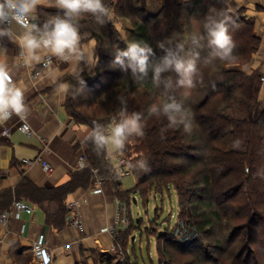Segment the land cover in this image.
<instances>
[{
  "label": "trees",
  "instance_id": "1",
  "mask_svg": "<svg viewBox=\"0 0 264 264\" xmlns=\"http://www.w3.org/2000/svg\"><path fill=\"white\" fill-rule=\"evenodd\" d=\"M103 2L109 10V16L100 18L103 23L92 15L74 22L84 42H96L94 72L99 75L105 61L126 51L128 43L135 40L146 42L153 50L147 74L137 72L134 75L131 68L122 69L118 65L114 74L108 73L111 81L101 90L93 86L98 83L96 78H83L84 74L70 77L64 106L76 124L87 126L90 132L99 125L105 134L119 121L121 111L141 113L143 135L129 137L124 149L129 166H133L136 186L130 192L119 190L121 183L113 172L108 151L97 149L89 141L84 151L88 167L72 173L68 182L40 189L23 180L15 191L0 193V206L7 208L14 199L30 200L41 206L46 202L54 204V212L46 211L47 222L61 228L67 213V197L78 189L91 187L100 179L114 184L117 197L126 200L127 208L132 193L148 197L154 189L161 194L173 189L178 196L181 217H187L188 228L203 236H211L210 231L217 224L225 229V224L237 222L241 227L236 232L241 233L249 225L263 222L264 106L258 100L262 76L243 69L228 70L224 61L218 59L212 63L205 61L212 48L203 23L209 14L215 15L210 12L212 9L218 13L227 7L225 0H189L184 4L168 0L156 16L149 15L140 0ZM56 15L62 16L63 11L47 13L32 23L40 27ZM199 15L203 39L197 37L187 21ZM229 15L232 16L229 34L236 45L234 60L243 65L259 49L260 40L254 32L252 19L241 11ZM120 20L130 24L122 28L123 34L117 27ZM161 42L174 50L177 44L184 45L181 55L185 61L195 60L198 69V74L191 77L195 87L180 84L184 78L173 69L161 72L158 84L154 83V68L165 55L158 47ZM169 98L184 105L194 124L191 133H186L182 125L171 126L166 117H156L150 112L153 105H162ZM204 109L211 113L210 116L201 113ZM127 149L132 150L129 155L134 154L135 160L127 155ZM140 162L146 164V170L138 167ZM130 213L129 209V229L118 239L119 242L124 240L125 253L134 225ZM158 252L161 255L160 246ZM104 264H113V259Z\"/></svg>",
  "mask_w": 264,
  "mask_h": 264
},
{
  "label": "crops",
  "instance_id": "2",
  "mask_svg": "<svg viewBox=\"0 0 264 264\" xmlns=\"http://www.w3.org/2000/svg\"><path fill=\"white\" fill-rule=\"evenodd\" d=\"M171 1L184 4L189 0ZM140 2L148 14L154 16L153 14L161 12L168 0ZM230 6L232 13L241 11L253 20L254 32L260 40L257 53L247 66H243V70L264 76V0H231ZM58 10L61 9L56 6V0H42L30 18L33 22ZM21 34L15 32L11 26L9 35L1 37L0 62L7 65L15 83L24 89L28 120L36 133L32 143L22 144L21 147L27 149L22 159L35 160L41 156L54 167L55 172L52 175L45 173L40 164L22 166V159L13 156L8 171H0V193L15 191L23 180L40 189H51L65 184L71 174L76 172L74 166L78 155L86 150L89 142L86 139L90 133L88 127L76 124L65 109L69 89L67 93L57 90L63 83L68 84L70 88L68 78L79 77L94 65L96 42H84L80 37L79 48L84 54L83 59L78 60L73 56L69 60H62L60 64L43 71L39 78L34 79L33 73L39 70L41 61L49 51L41 49L40 62L25 64L24 58L20 57L21 48L16 42V38ZM258 100L264 106V83L261 85ZM17 124L16 118L0 122V133L5 126L13 127L10 140L0 136V157L7 153L8 146L14 147L13 138L20 134ZM102 185L97 186L95 182L87 189L76 190L66 199V210L70 201L79 200L82 204L80 213L85 231L81 235L69 227L67 213L61 228L47 222L46 211L54 212V204L46 202L41 206L30 200L25 201L34 208L33 214L23 213L21 220L10 219L6 225L0 223V264H37L32 249L34 243L46 246L51 264H104L110 258L114 262L116 258L113 254L117 251L113 249L115 241L107 227L112 223L115 214L116 188L109 181L102 182ZM14 201L15 199L8 205V209L0 206V215L5 209L9 210ZM121 233L123 232H120V235Z\"/></svg>",
  "mask_w": 264,
  "mask_h": 264
},
{
  "label": "clouds",
  "instance_id": "3",
  "mask_svg": "<svg viewBox=\"0 0 264 264\" xmlns=\"http://www.w3.org/2000/svg\"><path fill=\"white\" fill-rule=\"evenodd\" d=\"M41 3L42 0H0V37L9 35L7 26L11 21L25 28L23 34L16 38V42L22 49L21 57L24 58L25 64L40 62L42 57L39 51L41 49H46L63 60H69L73 56L78 60L83 59L84 54L79 48L80 36L74 22L86 15H92L103 23L100 18L109 16V10L105 7L103 0H56V6L63 11V15H56L45 22L42 27H38L30 22V17ZM225 3L228 5L225 9L218 13L212 9L210 12L215 15L209 14L203 23L208 43L212 48L209 57L205 60L207 63H212L217 59L228 62L236 58L234 54L236 45L229 34L228 27L229 22L232 21V16L229 15L233 11L230 6L231 0H225ZM193 42H196L195 37H193ZM158 47L164 50L165 55L154 68V83L158 84L161 72L173 69L184 78L179 81L180 84H186L188 88L195 87L191 77L198 74V69L195 60L185 61L181 55L184 45L177 44L174 50L171 47L166 48L161 42ZM152 55L154 53L149 44L134 40L128 43L126 51L117 53L113 63L122 69L131 68L134 75L137 72L146 75L149 58ZM47 63L50 64L51 61ZM53 79H55L54 75ZM68 89L69 85L63 83L59 85L57 91L67 93ZM150 112L156 117L161 115L166 117L171 126L182 125L186 133L192 131V119L184 105L175 98L167 99L162 105H153ZM27 113L28 106L25 104L24 89L13 81L7 65L0 62V122L9 121L13 116L23 120ZM142 121L143 118L139 112L129 114L121 111L120 119L112 127L110 134H105L99 125H95L86 139L91 141L97 149L123 153L129 137L143 135ZM138 167L146 170L144 162H140Z\"/></svg>",
  "mask_w": 264,
  "mask_h": 264
},
{
  "label": "rangeland",
  "instance_id": "4",
  "mask_svg": "<svg viewBox=\"0 0 264 264\" xmlns=\"http://www.w3.org/2000/svg\"><path fill=\"white\" fill-rule=\"evenodd\" d=\"M200 17L201 15L195 16L187 21L191 29L195 30L197 37L203 39L199 31ZM129 25L125 20H120L117 27L123 34L122 28ZM12 29L20 34H23L25 31L17 26L16 23H12ZM91 49L93 55V46ZM256 53L252 54L250 60L245 61L247 63L243 65L238 60L224 62L223 65L228 70H242L243 66H247L252 61ZM114 59L115 57L107 62L105 61L99 71V75L94 72L96 71V64L94 63L87 72L83 73V78L89 76L93 77V79L96 78L98 83H95L93 86L97 90H101L102 86H107L111 81L108 73L114 74L116 67H118V65L113 63ZM99 76L102 77L99 78ZM122 81L127 82L125 79ZM259 96L260 92L258 99ZM88 97H90V94ZM259 104L261 105L260 102ZM201 113L207 116L211 114L207 109L202 110ZM193 125L192 131L194 129ZM112 127L109 128L107 134L111 133ZM19 133L13 138L14 149L8 146L7 153L0 157V171H4L5 173L8 171L13 156L19 159L24 157L23 155L26 154L27 149H23L21 147L22 144L32 143L33 137L29 138L20 131ZM131 152L127 149V155L131 156L132 160H135L134 154L129 155ZM108 153L113 170L119 171L117 153L112 150H108ZM100 182L102 181L98 179L96 182L97 186H103ZM120 183L119 190L125 192L132 191L137 183L133 170L132 174L122 178ZM145 187L150 186L146 185ZM156 190L150 191L151 194L148 197H143L139 192L131 194L130 206L128 208L134 222L133 231L129 237V242L125 246L127 254L121 251L123 249L121 245L124 243V240L117 241L122 249L115 252V255L113 254L114 258H116L113 264H122L126 263V261L129 264H264V221L249 225L241 233H238L239 231L236 232L241 227L236 225L237 222H234L233 225L223 223L227 227L229 226V228L226 227L225 229L221 225L217 226L219 225L217 224L211 229L213 230L210 231L211 236H203L194 229L188 228L187 217H181L178 196L173 189L165 191L163 194L155 193ZM226 193H229V191ZM122 202L128 206L126 200ZM212 209L214 210V207ZM118 238H122V236H118ZM159 246L160 250H162L161 255L158 252Z\"/></svg>",
  "mask_w": 264,
  "mask_h": 264
},
{
  "label": "built area",
  "instance_id": "5",
  "mask_svg": "<svg viewBox=\"0 0 264 264\" xmlns=\"http://www.w3.org/2000/svg\"><path fill=\"white\" fill-rule=\"evenodd\" d=\"M30 22L32 23L31 18H30ZM12 23H16V22L11 21L10 24L7 26L8 29L12 26ZM23 29L25 30V28ZM0 43H1V37H0ZM21 53H22V49L20 52V57H21ZM49 60L51 61L50 64L47 63ZM62 60L63 59H61L60 57L52 55L50 52H48L45 55L43 61H41L39 70L33 73V78L34 79L39 78L43 71L48 70L54 65L60 64ZM261 79H262V82H264V76H262ZM13 118H16L18 120V124H17L18 131H20L21 133H23L29 138L36 135V133L30 126V123L28 120L29 119L28 113H27L26 118L23 120H21L19 117H16V116H13L12 119ZM12 133H13V127L5 126L2 129L0 136L6 140H10ZM117 160H118V165L120 169L119 171L113 170V172L118 180H121L125 176L132 174V169L131 167H129V163L126 159L124 151L123 153H117ZM21 164L22 166H32L34 164H40L45 173L52 175L55 172L54 167L41 156H38L35 160L22 159ZM87 166H88V163H87L86 156L84 155V152H82V154H80V156L78 157L76 161L74 170L80 171V170L85 169ZM100 184L102 185V182H100ZM81 208H82V204L79 200L73 201L72 203H69L67 205V210H68L67 216L69 217L68 225L69 227L74 229L76 232H78L80 235L83 234L85 231L84 221L80 213ZM23 213L33 214L34 208L25 201L16 200L12 204L9 210L2 212V214L0 215V223L2 225H6L10 219L21 220ZM128 215L129 214H128L127 206L120 199L116 198L114 218L112 220V223L107 227V231L109 232V234L112 236V238L115 241L113 249L116 251H119L122 249L120 244L117 242L120 232H126L129 229L130 219ZM22 231L23 232L25 231V226H23ZM32 249H33V254H34L37 264H51V257L49 255V252L46 246H44L41 243H34ZM121 251L124 252L123 249Z\"/></svg>",
  "mask_w": 264,
  "mask_h": 264
},
{
  "label": "water",
  "instance_id": "6",
  "mask_svg": "<svg viewBox=\"0 0 264 264\" xmlns=\"http://www.w3.org/2000/svg\"><path fill=\"white\" fill-rule=\"evenodd\" d=\"M159 13L153 14L154 16L158 15Z\"/></svg>",
  "mask_w": 264,
  "mask_h": 264
}]
</instances>
